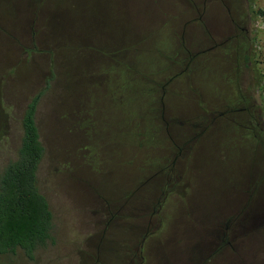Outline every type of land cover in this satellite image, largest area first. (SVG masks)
<instances>
[{"label": "rangeland", "instance_id": "rangeland-1", "mask_svg": "<svg viewBox=\"0 0 264 264\" xmlns=\"http://www.w3.org/2000/svg\"><path fill=\"white\" fill-rule=\"evenodd\" d=\"M247 1L264 124V0ZM226 11L216 0H0V174L26 103L48 85L38 179L55 238L33 260L0 264H264L263 142L225 117L204 128L236 102L231 48L194 55L209 20L227 28ZM189 137L168 183L146 181ZM230 214L225 243L216 232Z\"/></svg>", "mask_w": 264, "mask_h": 264}, {"label": "trees", "instance_id": "trees-1", "mask_svg": "<svg viewBox=\"0 0 264 264\" xmlns=\"http://www.w3.org/2000/svg\"><path fill=\"white\" fill-rule=\"evenodd\" d=\"M47 89L45 85L26 103L14 154L0 174V255L11 258L33 260L55 242L52 211L38 179L45 147L37 110Z\"/></svg>", "mask_w": 264, "mask_h": 264}, {"label": "flooded vegetation", "instance_id": "flooded-vegetation-1", "mask_svg": "<svg viewBox=\"0 0 264 264\" xmlns=\"http://www.w3.org/2000/svg\"><path fill=\"white\" fill-rule=\"evenodd\" d=\"M207 0H203V3H205ZM238 2L240 3L242 9L243 5L248 7V1L247 0H216L217 3H219L222 8L226 11V16L225 12L222 13L223 17V23L225 25V20L227 22V28H224L221 31H215V29L211 26L210 20H209V27H206L205 33L206 37L204 39V42H207L208 45L204 48L199 49L194 53L195 54H200L201 52H207L211 51L217 47H225L228 46V48H231V52L234 55V63L235 65H232V68L226 69L225 70V76H229L231 83L234 87V97H236V102H231L230 97L226 98V103H223V108L221 110L218 109H212L211 110V119L210 123L206 125L207 128L209 125L213 124L219 117H225L228 118L234 126L242 130V136L245 138L243 132L252 139L255 143H262L264 140V124L262 123V111L261 108L258 106L256 103V93H257V88L256 86L252 87L251 83L252 80V75L250 74L251 72H248L249 66L251 64V54H252V42H253V32H254V23H253V18L251 15V12L246 9V12L244 13H239L241 15L236 17V14H234L231 10V2ZM238 6V5H237ZM239 7V6H238ZM223 11V10H222ZM238 15V14H237ZM203 14H199L195 19L197 21H202ZM207 20H208V16ZM218 25V24H217ZM220 26V25H218ZM220 29V27H218ZM234 44L230 45L227 44L228 42H233ZM193 54L191 55V57ZM247 69V71H246ZM256 76L254 75V78ZM243 80L245 82H243ZM247 81V83H246ZM236 83V85H235ZM255 85V84H254ZM237 88V90H236ZM234 113V114H233ZM244 114L242 116L241 120L236 119L235 115L238 114ZM230 115H234L231 117ZM166 132H169L167 126H166ZM204 129H201L200 132H203ZM194 137V136H193ZM186 139L185 142H182L180 145H178L177 142H172L173 147H177V153L174 155V159L172 160L171 164L169 167L166 165H163L159 167L155 172L150 174L145 180L149 181L150 177L159 175H163L165 173V179L164 184L168 183V180L173 177V174L171 173L173 167L175 166V161L178 157L179 154H181L183 144L187 143L190 141L191 138ZM173 140V139H171ZM167 167V171H166ZM163 175V176H164ZM245 185L246 182L243 185V191H245ZM165 189H162L161 195L164 194ZM158 202L160 199L157 200ZM155 211V209H153ZM234 214H230L228 218L225 221V229L223 228L222 231L216 232L218 233L217 235L224 240L225 243H229V238H230V232H229V225L228 223L232 220L234 217ZM149 222V219H148Z\"/></svg>", "mask_w": 264, "mask_h": 264}]
</instances>
